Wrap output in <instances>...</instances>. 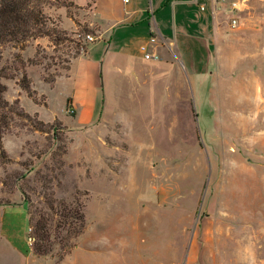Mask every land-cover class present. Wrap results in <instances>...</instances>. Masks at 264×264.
<instances>
[{"label":"rangeland","instance_id":"obj_1","mask_svg":"<svg viewBox=\"0 0 264 264\" xmlns=\"http://www.w3.org/2000/svg\"><path fill=\"white\" fill-rule=\"evenodd\" d=\"M28 1L38 23L0 39V264H264V0L216 6L203 43L104 67L92 117L73 79L100 19Z\"/></svg>","mask_w":264,"mask_h":264},{"label":"crops","instance_id":"obj_2","mask_svg":"<svg viewBox=\"0 0 264 264\" xmlns=\"http://www.w3.org/2000/svg\"><path fill=\"white\" fill-rule=\"evenodd\" d=\"M73 1L79 5L91 2L93 13L102 26L99 38L90 43L86 53L78 59V70L73 79L76 89L85 91L80 99L87 102L90 117L94 116L102 98L100 82L104 67L118 60L113 67L118 68L122 60L129 65L133 60L140 61L139 64L146 62L149 59H145L140 51L142 44L148 43L150 51L155 53L165 48L175 53V47L181 43L207 41L214 32V14L218 6L215 0ZM152 36L156 38L154 43H150ZM98 42L106 47L100 45L93 52ZM134 63L133 66L139 65Z\"/></svg>","mask_w":264,"mask_h":264},{"label":"trees","instance_id":"obj_3","mask_svg":"<svg viewBox=\"0 0 264 264\" xmlns=\"http://www.w3.org/2000/svg\"><path fill=\"white\" fill-rule=\"evenodd\" d=\"M91 2H88L89 5ZM76 5V4H74ZM37 12L31 6L28 0H0V39L18 38V36H26L32 26L38 23ZM86 51V49H84ZM9 76L6 71L1 69L0 78ZM20 86L27 92L29 97L33 98V93L30 87V81L25 73L20 80ZM5 86L0 80V157L4 155L2 147L3 133L9 127L11 116L9 115L7 102L3 98ZM70 100L68 99V104ZM37 220L34 235H29L32 240L31 246L33 252L38 255L48 254L51 252L50 233L47 230L48 220L43 218ZM28 222L31 223V220ZM67 219H64V223ZM69 226H71L68 221ZM82 226V223L79 225ZM78 227V226H77ZM75 234V233H74Z\"/></svg>","mask_w":264,"mask_h":264},{"label":"built area","instance_id":"obj_4","mask_svg":"<svg viewBox=\"0 0 264 264\" xmlns=\"http://www.w3.org/2000/svg\"><path fill=\"white\" fill-rule=\"evenodd\" d=\"M124 1L127 2L128 0H124ZM215 1H216V3H218V6H222V4L226 0H215ZM231 7L232 8H238V2L233 1L231 3ZM202 8H203V6H202ZM236 21L237 20L235 18H233L232 19V24L235 25ZM82 39L84 40V42H88V43H92V42H95V40H97L96 36H94V35H92L90 33H87V34L83 35ZM155 41H156V38L154 36H152L150 38V43H154ZM140 50L143 53L145 59H153V58H157L158 57L157 53L150 51L149 44H142L140 46Z\"/></svg>","mask_w":264,"mask_h":264}]
</instances>
